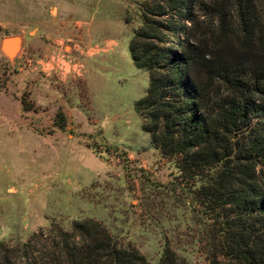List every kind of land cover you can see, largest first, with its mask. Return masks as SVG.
Here are the masks:
<instances>
[{
  "label": "rangeland",
  "instance_id": "rangeland-1",
  "mask_svg": "<svg viewBox=\"0 0 264 264\" xmlns=\"http://www.w3.org/2000/svg\"><path fill=\"white\" fill-rule=\"evenodd\" d=\"M144 1L0 0V42H22L16 48L7 40L13 59L0 51V146L10 147L0 152L5 248L40 230L43 248L51 226L69 230L92 219L149 264H158L164 248L177 263L207 264L214 254L222 260L209 223L185 198L188 185L135 110L149 85L129 52Z\"/></svg>",
  "mask_w": 264,
  "mask_h": 264
},
{
  "label": "trees",
  "instance_id": "trees-1",
  "mask_svg": "<svg viewBox=\"0 0 264 264\" xmlns=\"http://www.w3.org/2000/svg\"><path fill=\"white\" fill-rule=\"evenodd\" d=\"M138 14L129 52L149 85L135 110L209 223L222 260L207 264H264V0H146ZM50 230L43 248L42 230L15 248L0 242V264H149L95 220ZM158 264L188 263L164 248Z\"/></svg>",
  "mask_w": 264,
  "mask_h": 264
},
{
  "label": "water",
  "instance_id": "water-1",
  "mask_svg": "<svg viewBox=\"0 0 264 264\" xmlns=\"http://www.w3.org/2000/svg\"><path fill=\"white\" fill-rule=\"evenodd\" d=\"M19 38L20 37H16V36H8V37H5V38H3L2 40H1V42H0V51L6 56V57H8V58H10V59H13L14 57H15V53H13V52H11L10 50H9V48L7 47L8 46V44H7V40H14L13 42V44H16V48H20V46H21V41H19ZM17 40V41H16ZM15 46V45H14Z\"/></svg>",
  "mask_w": 264,
  "mask_h": 264
},
{
  "label": "crops",
  "instance_id": "crops-1",
  "mask_svg": "<svg viewBox=\"0 0 264 264\" xmlns=\"http://www.w3.org/2000/svg\"><path fill=\"white\" fill-rule=\"evenodd\" d=\"M67 124H65L64 125V127H63V130H61V129H59L60 131H66L67 130ZM8 138L9 139H12V140H15V138H13L12 136H8ZM28 136H20V140H22L23 142H24V144H26L27 142H28ZM1 142H6V139H4V141H3V139L2 138H0V143ZM2 144V143H1ZM2 151V153L4 154V155H6L9 151H10V147L7 145V146H3V148L0 146V152ZM32 152H35V151H32ZM7 191L8 192H10V194H12L14 191H15V189H12V187H8L7 188ZM13 191V192H12ZM12 192V193H11Z\"/></svg>",
  "mask_w": 264,
  "mask_h": 264
}]
</instances>
